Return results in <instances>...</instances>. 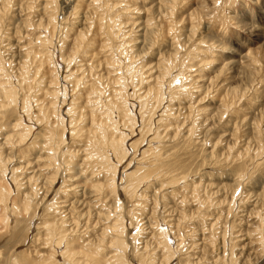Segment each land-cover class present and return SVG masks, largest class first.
<instances>
[{"label":"rangeland","instance_id":"374dc122","mask_svg":"<svg viewBox=\"0 0 264 264\" xmlns=\"http://www.w3.org/2000/svg\"><path fill=\"white\" fill-rule=\"evenodd\" d=\"M0 264H264V0H0Z\"/></svg>","mask_w":264,"mask_h":264}]
</instances>
